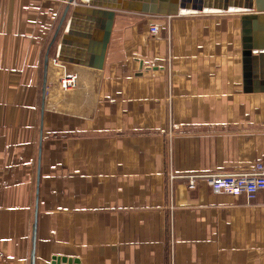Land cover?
Wrapping results in <instances>:
<instances>
[{
	"label": "crops",
	"instance_id": "obj_1",
	"mask_svg": "<svg viewBox=\"0 0 264 264\" xmlns=\"http://www.w3.org/2000/svg\"><path fill=\"white\" fill-rule=\"evenodd\" d=\"M70 2L0 0V264H264V190L184 179L264 158L241 15L116 11L99 71L55 62Z\"/></svg>",
	"mask_w": 264,
	"mask_h": 264
},
{
	"label": "water",
	"instance_id": "obj_2",
	"mask_svg": "<svg viewBox=\"0 0 264 264\" xmlns=\"http://www.w3.org/2000/svg\"><path fill=\"white\" fill-rule=\"evenodd\" d=\"M138 5L107 3V0H71L60 24L56 60L62 64L104 70L116 11H137L161 16L234 12L241 15L244 65L251 66L264 57V0H137ZM59 34V33H58ZM253 51L261 56L253 57Z\"/></svg>",
	"mask_w": 264,
	"mask_h": 264
},
{
	"label": "built area",
	"instance_id": "obj_3",
	"mask_svg": "<svg viewBox=\"0 0 264 264\" xmlns=\"http://www.w3.org/2000/svg\"><path fill=\"white\" fill-rule=\"evenodd\" d=\"M151 32L156 35L159 32L158 27L153 26ZM55 62H58L56 58ZM66 86L64 83V87ZM184 179L188 181V190L193 195L211 189L215 193H224L235 197L246 196L248 199H254L258 192L264 190V158L251 172L187 175L184 176Z\"/></svg>",
	"mask_w": 264,
	"mask_h": 264
},
{
	"label": "bare ground",
	"instance_id": "obj_4",
	"mask_svg": "<svg viewBox=\"0 0 264 264\" xmlns=\"http://www.w3.org/2000/svg\"><path fill=\"white\" fill-rule=\"evenodd\" d=\"M209 13H220V12H209Z\"/></svg>",
	"mask_w": 264,
	"mask_h": 264
}]
</instances>
